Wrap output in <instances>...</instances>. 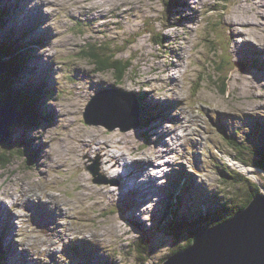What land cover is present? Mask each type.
I'll use <instances>...</instances> for the list:
<instances>
[{
	"label": "rangeland",
	"instance_id": "rangeland-1",
	"mask_svg": "<svg viewBox=\"0 0 264 264\" xmlns=\"http://www.w3.org/2000/svg\"><path fill=\"white\" fill-rule=\"evenodd\" d=\"M24 1L0 0V8L2 6L9 15H12V12L19 6L26 10L30 8V4L25 6ZM38 2L42 4V10L46 8L50 14L47 23H43L44 30H48V25H52L54 29L52 37L41 34L43 42L50 39L47 46L42 48V52L51 56L53 60L49 63L53 90L49 84L44 85V90L40 85L41 79L33 80L34 99L36 102H41L44 107L48 105L45 114L41 108H37L43 122H46L43 126L38 125L34 130L35 135L38 133L41 135H36L26 145L28 150H37L33 157L30 159L28 153H24L21 147L14 148L13 152L10 150L11 152L7 154H1L6 153V149L0 146V164H4L0 167V199L3 200L5 197L19 199L20 194L26 190L29 191L28 196L35 193L54 194L66 206L73 223L78 221L85 230L94 233L104 248L101 253H109L113 259L112 264H137L140 258L143 260L152 251L156 252L149 256V263H157L166 253L174 250L171 248L172 243L166 246L156 244L151 249H145L144 243L142 245L141 242L136 241L140 235L133 234L132 226L119 219L117 215L115 219L107 218L108 223L103 217V214L105 215L103 210L107 205L112 204L105 196L107 191H111L107 189L109 185L95 179L110 177L112 171L105 170L106 162L108 161L106 165L109 164L111 168L116 167L112 160L113 156L118 157L125 152L127 158L131 157V153L126 148L131 149L132 156L138 155L139 151L135 152V148L138 145L142 146L143 142L142 139L133 136L135 131L132 127L135 126V122L128 117L131 116L128 105L124 109L119 107L117 113L108 112L110 110L108 106L117 102L121 93L118 91L124 90L146 92L148 98L150 95L154 97L149 99L162 102L167 110L170 107L165 99L180 100L176 111L184 117L183 124L186 128L184 132L179 129L176 132L177 135L171 129L170 137L163 141L170 144L171 140L176 144L179 140L178 135L182 137L185 135L187 140H193L195 153L202 157L200 169L204 170L203 180L210 185V191L222 198V203L240 199L242 193L238 191L244 185L237 186L234 192V185L222 178L221 171L224 168L232 172L235 165L232 166L228 156L232 157L243 149L234 144L237 151L235 149L233 151L230 142L219 132L216 122L224 121L226 130L232 132L233 129L241 128L249 119H264V114H261L259 110H264V70L239 72L238 67L242 65L238 58L230 55L231 49L228 52L224 37L230 33L234 46L245 42L243 50L251 49L252 53L254 49L258 51L262 54L260 56L262 58L255 55V63L258 68L263 66L264 0H200L197 7L200 13L194 17L186 7L189 1L185 0L183 7L173 8L181 12L176 10L174 14L169 13L170 21L174 25L179 24L176 28L164 21L165 8L162 0H38ZM47 11L42 12L46 14ZM33 15L35 16V13ZM179 18L182 23H177ZM77 19L87 24L89 28L80 29L83 31L80 33L75 28L79 24ZM34 22H38L37 18ZM104 25L107 26V33L103 32L105 31ZM3 26L8 29L16 27L17 31L13 32L15 38L19 34H25L27 37H32L29 40L35 39L28 30V23H21L17 18L11 23H3ZM166 26L168 30H165L163 34H168L170 39H177L175 44L177 60L175 58L171 61L168 58L167 52L172 47L170 41L162 39L161 34L158 36L155 34ZM154 34L155 38H153ZM11 46L6 36L0 37V57L6 61V64L10 61L11 65L17 66L19 58L26 60L25 53L22 57H18L19 53L15 50L10 52L5 50ZM101 47H105V54L110 61L121 62V71L119 69V71L97 74L89 61L81 59L80 51L83 48L96 52ZM166 49H168L167 52ZM12 53L14 55H11ZM180 56H182L183 64L174 68L173 65L178 63ZM224 58L229 68L224 63L221 64ZM68 61L74 64L70 66ZM171 62L174 63L170 65ZM126 63L130 65V69L125 70ZM38 65L41 67L38 71L39 75L47 74L42 60L38 61ZM164 69L168 70L167 74L163 72ZM70 74L78 78L79 83H83V78H91V84L87 81L86 84L88 89H93V92L85 93L87 95L93 93L92 95L97 100L87 103L89 98H82L75 94L71 87ZM117 75L122 79L116 83ZM155 79L156 81L153 82ZM223 80L227 82V91L224 95L220 92ZM99 83H107L113 85L114 88L109 87L101 91L97 89ZM11 89L14 92L19 91L16 84ZM97 90L100 92L98 93ZM114 92V99H111ZM49 94H52L53 99L57 94V98L52 103L55 112L51 110L50 99L47 96ZM131 97L134 106L137 107L133 93ZM151 100H145V103ZM87 111L93 124L84 123L83 113ZM49 113L52 116L51 119ZM108 114L110 116H107ZM230 114L234 116L224 117ZM171 115L178 114L174 112ZM98 121L106 122L111 129L102 124L97 125ZM120 123H123L126 129L130 128L127 134L119 128ZM154 125L158 129L163 127L162 122ZM179 126L175 124L172 128L176 129ZM21 130L23 128L7 130V140L9 136L17 140L23 139ZM151 134L159 140L155 135L153 125H151ZM41 143L42 147H40ZM13 153L15 157H12ZM109 153L112 154L109 155ZM90 167L97 170V176L92 175L88 169ZM241 171L253 181L256 180V177H251L248 172L242 169ZM259 183H264V179ZM150 200L154 201L157 198ZM8 201L9 204L13 202L11 199ZM218 202L220 203V200ZM219 203L215 205L220 208ZM161 204L165 208V204ZM165 213L170 215L172 209H168ZM161 221L163 226L165 220ZM78 223L77 225L81 227ZM117 224L121 225L122 231L126 233L120 238L116 228ZM180 225L175 224L174 229ZM144 227L147 230L151 228V224L145 223ZM112 228L117 236L113 235ZM98 234H100L99 237L96 236ZM35 236L36 245L33 250L35 248L34 253L41 255V252H36V249L37 245L43 243L45 234L40 236V232H36ZM18 240L23 244L28 241L22 236ZM150 241L154 246L153 240ZM185 244L186 242L181 243L178 248ZM192 245L193 241L188 247ZM7 253H10L9 248ZM0 256L3 258L1 264H6L7 259H10L3 253V249L0 251Z\"/></svg>",
	"mask_w": 264,
	"mask_h": 264
},
{
	"label": "trees",
	"instance_id": "trees-1",
	"mask_svg": "<svg viewBox=\"0 0 264 264\" xmlns=\"http://www.w3.org/2000/svg\"><path fill=\"white\" fill-rule=\"evenodd\" d=\"M231 1V0H229ZM163 5L166 7V12H165V22L171 23L169 16L172 12H174V9L172 10L171 8H179L182 5V1L181 0H162ZM178 12H181L179 9ZM175 10V11H176ZM0 27L3 26V23H5L6 21L8 22L9 14L6 11V9H4L2 6L0 8ZM179 14V13H178ZM173 16V15H172ZM181 16V15H180ZM170 21V22H169ZM84 26L88 27L87 24H85ZM75 28L78 29V31L80 33H82L83 31L80 30V27L76 26ZM165 30H168V27L166 26V28H163V30H160L159 33H155L157 36L159 34L162 35V39H166L168 38V34H163V32ZM162 32V33H161ZM153 35V38L156 37V35ZM232 34H228L225 35L224 37V42L225 45L227 44V50L228 52H230L231 49V42H232ZM161 37V36H160ZM159 37V38H160ZM229 38V39H228ZM158 39V38H157ZM155 42V40H154ZM37 43H40V39L37 41ZM159 45V44H158ZM156 47V44H155ZM16 49V47L14 46V44L12 43V46L9 48H6L5 50H7L8 52L10 51H14ZM105 47H101L98 48L96 50V52H91V51H87L85 50V48H83L80 51V57L82 60L84 61H89L90 65L93 67L94 72H96L97 74H105L107 72H113V71H120L122 70V66H121V62L119 61H110L109 58L107 57V54H105L104 51ZM23 50V51H22ZM162 50H164L162 48ZM25 53V57L26 60H24L23 58H19V64L17 66L11 65L10 61L8 62V64L5 63V70L3 72V74L0 76V108L7 106L8 108L11 106L17 113V115H20L22 117V120L24 123H27L28 125H38L39 123H42L43 120L41 118V115L38 113L37 107H36V99H34V93L32 92L31 86L30 85H25V83L22 81V77H20V79L18 80V84H16V87L19 88V91L14 92V90H12L11 88L15 85L14 78L16 77L15 75H21L23 76L24 72L27 69V60L30 57V53H29V49L27 48V46L20 41V48H19V57H22V54ZM166 53V52H165ZM11 55H14L13 53ZM231 56H233V51L231 49ZM221 61V60H220ZM242 61L244 62V65L249 67V68H257V65L255 62H253L252 60L248 59V58H244L242 59ZM225 64L228 68H229V64L227 62V60L224 58L221 61V64ZM126 69H130V65L128 63H126ZM220 68V67H219ZM223 69V67H222ZM231 70V69H229ZM119 79L121 80L122 77H119L118 75L116 76V83L117 81H119ZM226 80H223L221 82V87H220V92L224 95L227 91V82L225 83ZM113 87V86H112ZM34 96V97H33ZM139 105V101L137 99H135ZM10 102V103H9ZM10 105V106H9ZM45 114V113H44ZM142 120L144 122H148L149 118H147L146 113L141 110L140 111ZM143 125V123H142ZM26 129H28V126H26ZM262 129V128H259ZM260 132L258 131H253V130H248V132L245 131L244 135H249L251 136H260ZM145 136H147L146 133H144ZM264 138V137H261ZM249 140V139H248ZM245 141L244 144L246 147H243L244 152H242V154H239L238 159L239 161L244 164L245 166H250V167H260L262 169H264V147L261 146H257L253 147L252 142H248ZM32 140H29L27 138L22 139V140H17V139H13V136L10 137L9 142H7V148H6V153H1V154H7L9 152H13V149L18 147V148H23L24 153L27 152L29 155V158L31 159L33 157V155L37 152L36 149L33 150H28L26 149V145L28 143H30ZM228 141L230 142L231 146H232V150L234 151V142L231 138H228ZM11 146H10V144ZM11 150V151H10ZM1 151V149H0ZM0 154V156H1ZM12 157H15L14 153L11 154ZM17 155V154H16ZM233 155V154H231ZM4 164H0V167H3ZM218 170H220L217 167ZM229 170V171H228ZM222 174L225 175L226 179H231L230 183H232L234 185V192L236 191V187L239 185H244V187L240 188V191L242 194L240 195L241 198L236 200V201H231L230 203H222L220 201V203L216 200H213V207L215 208L214 211L216 214L211 213L209 216H205L203 214H200L202 212L201 208L198 209V211L196 212V214H194L193 216H191V218L187 217V222H184L185 218H179L176 219L175 222L173 224L170 223V228H173L175 224H181L180 226H177L178 230L181 231H197L202 229L203 227H199L196 228L198 225H204V223H206V226H219L221 224H223L225 221H228L229 219L233 218L235 215L239 214V211H243L256 197L262 195L261 191H260V185L256 184V185H251V181L250 179L244 175V174H240V173H236L235 170L234 172L230 169H224L222 170ZM239 177V178H238ZM242 178V179H240ZM237 182H240L237 184ZM264 187V186H263ZM244 193V194H243ZM215 203H219L220 204V208L218 206L215 205ZM112 213L106 212L105 216L107 218H112L111 217ZM195 216L196 219H193V217ZM204 220V223H200L199 221ZM195 223V224H194ZM183 224V225H182ZM192 224V226H190ZM204 226V227H206ZM196 228V230H187V229H194ZM139 240H142V238H139ZM192 239L189 240L188 244L186 242V244L182 247L178 246H174V250L170 251L168 254H165L157 263L155 264H162L164 261H166L168 258H170L171 256L175 255L176 253L182 252L185 249H187V247L191 244ZM147 261H149L148 258H144L143 260H141L139 263L137 264H146ZM0 264H1V260H0Z\"/></svg>",
	"mask_w": 264,
	"mask_h": 264
},
{
	"label": "water",
	"instance_id": "water-1",
	"mask_svg": "<svg viewBox=\"0 0 264 264\" xmlns=\"http://www.w3.org/2000/svg\"><path fill=\"white\" fill-rule=\"evenodd\" d=\"M3 69L5 64L0 58V74ZM123 97L131 112V116L128 117L132 122H136L137 107L134 106L130 95ZM84 121L86 124H93L88 111L84 113ZM18 124L19 116L14 114L11 119L6 111H0V146L3 149L7 148V130ZM96 124L110 128L103 121H98ZM118 126L124 134L130 129L123 128L121 124ZM223 225L225 233L220 234L216 241L193 242L192 246L182 252L183 254L176 253L163 264H264V195L256 197L246 209L239 211V214ZM214 229L217 231L218 226Z\"/></svg>",
	"mask_w": 264,
	"mask_h": 264
},
{
	"label": "bare ground",
	"instance_id": "bare-ground-1",
	"mask_svg": "<svg viewBox=\"0 0 264 264\" xmlns=\"http://www.w3.org/2000/svg\"><path fill=\"white\" fill-rule=\"evenodd\" d=\"M255 50V49H254ZM253 50V51H254ZM183 62V59H182V56H180L179 57V60H178V63L177 64H174L173 65V67L174 68H178L179 67V65H181V64H183L182 63ZM163 72L165 73V74H167V72H168V70L167 69H164L163 70ZM171 77V76H170ZM169 78V77H168ZM135 93V92H134ZM114 95H115V92H114V94H113V97L111 98V99H114ZM130 95V97H131V94H129ZM129 95H127V94H124V93H120V97L118 98V100H117V102H115L116 103V105H115V103L113 102L112 103V105H110V106H108L109 108H110V110L108 111V112H113V113H117V112H119V107H121L122 109H124V108H127V103H126V100L124 99V97L123 96H125V97H128ZM132 98V97H131ZM93 101H95V100H93ZM113 101V100H112ZM136 101V100H135ZM132 102L134 103V101H133V99H132ZM10 103V102H9ZM94 104H96V102H93ZM93 104V105H94ZM136 104H137V106H138V103H137V101H136ZM185 104V103H184ZM135 105V104H134ZM107 106V105H106ZM94 108V107H93ZM185 114V113H184ZM103 115V114H102ZM101 115V116H102ZM107 116H110L109 114L107 115ZM186 116V115H185ZM188 116V115H187ZM105 117V116H104ZM109 118V117H108ZM186 121V120H185ZM113 124V123H112ZM120 124H122V126H124L123 125V123H120ZM177 125H180V127H182V125H183V123L181 122V123H178V124H176V126ZM112 126V125H111ZM114 126V125H113ZM123 128H125V127H123ZM114 129V128H113ZM112 129V130H113ZM171 129H173L174 131H176V129H174V128H171ZM176 135V134H175ZM179 136V135H178ZM181 138V137H180ZM228 138H231L230 136H228ZM13 139L15 140V138L13 137ZM232 139V138H231ZM9 140H10V137H9ZM9 140H7V142H9ZM123 140V139H122ZM121 140V141H122ZM173 142V141H172ZM173 145H175V143L173 142ZM0 149H1V147H0ZM123 155V154H122ZM121 155V156H122ZM121 156H118V157H115V156H113L112 157V160L114 161V159L116 158V159H118L119 161H120V159H121ZM108 162V161H107ZM107 162H106V164H107ZM105 164V166H106V168H105V170L106 171H108L109 172V170H111L112 171V173H113V171H115V169H116V167H113V168H111V166L108 164V165H106ZM132 169L129 167V169H128V167L127 168H125V169H123V172H122V174H123V176L125 177V178H127V177H129L130 176V174L132 173V171H131ZM143 171H144V168L142 169ZM111 172H110V174H112ZM178 175H180V173L178 174ZM140 186V188H141V193H142V197L141 196H139L138 195V193L137 192H135V194H134V198L136 199V200H138L139 201V203L140 202H142V201H145L146 199H148V200H150L151 198L150 197H148V196H144V195H146L145 193H147L146 192V190H147V185H148V183H144V184H139ZM151 185H153V184H151ZM6 188V187H5ZM7 188H9V187H7ZM10 190V189H9ZM156 190L158 191V192H160V190H161V192H162V189L160 188V187H157L156 188ZM174 190V187H172V192H174L173 191ZM110 191H112V190H110ZM33 192V191H32ZM128 191H125L124 193H127ZM27 193H29V191L27 192ZM21 195V194H20ZM139 197H141L140 199H139ZM5 199H7V197H5V198H3V200H5ZM1 200V199H0ZM17 201H18V199H16ZM155 201V200H154ZM66 204V203H65ZM247 208V207H246ZM245 208V209H246ZM165 210L167 211L168 210V208H167V206L165 205ZM100 236V235H99ZM101 238V237H100ZM100 240H102V238L100 239ZM104 243V242H103ZM105 244V243H104ZM35 249V248H34Z\"/></svg>",
	"mask_w": 264,
	"mask_h": 264
}]
</instances>
